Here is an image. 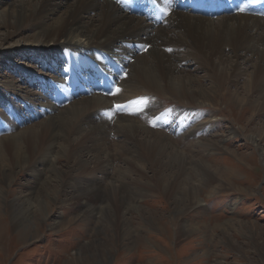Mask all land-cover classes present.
<instances>
[{"label": "bare ground", "instance_id": "bare-ground-1", "mask_svg": "<svg viewBox=\"0 0 264 264\" xmlns=\"http://www.w3.org/2000/svg\"><path fill=\"white\" fill-rule=\"evenodd\" d=\"M14 3L15 0H0V23L14 28L6 32L2 27L1 34L9 38L24 25L39 29L38 40L33 43L41 53L35 52L49 57L54 67L55 62L65 60L68 69L50 82L38 79V72L29 71L28 80L42 83L39 86L42 97L16 96L24 104L23 109L15 106L8 109L11 114L4 113L0 131L8 133L0 136V174L4 175L8 165L29 171V175H39L34 181L40 187L58 179L61 184L57 192H68L65 203L80 210L75 214L76 221L80 223L94 214L93 229L98 230L112 197L120 207L126 204L125 197L119 193L125 186L113 178L109 168L115 157L121 158L131 173H141L137 161L163 167V161H169L166 155L172 152L174 161L169 162L168 168L177 171L171 188L179 198L176 210L180 212L188 205L201 210L196 186L189 184L182 189L178 186V178L191 170L193 161L172 145L167 135L158 130L155 132L159 134L150 135L145 130L141 143H135L132 151L120 148V154L113 153L106 141L114 131L123 138L134 134L137 127L132 115L152 114L159 107L154 100L158 97H172L180 104L173 109L182 113L157 117V121H167L174 133L183 132L184 137H193L206 128L211 121L208 117L184 130L194 119L191 111L203 109L204 100L210 108L217 105L220 93L224 107L215 109L213 116L220 112L230 115L234 109L239 115L255 110L250 101L259 104L264 101V11L247 13L243 0H19ZM18 46L14 44L15 49ZM191 61L204 71L205 77L197 78L186 70L185 65ZM249 67L254 73L244 84L247 90L241 96L229 87ZM121 74L125 75L122 81ZM102 79L120 91L105 92L97 82ZM0 86L6 91L13 88L8 82ZM257 96L260 101L250 100ZM144 99H149V103ZM259 140L262 139L253 141L257 147ZM59 158L70 164L63 172L57 165ZM40 166L49 172H41ZM200 167L203 174L209 173L207 168ZM36 189L29 186L12 200L14 208L10 215L14 214L15 220L18 212L27 221L36 211L48 219V206L55 205V194L46 189L45 197L34 203L35 210L31 200L35 199ZM5 192V188H0V193ZM138 199L136 195L130 203L135 205ZM19 205L27 207L19 209ZM3 218L0 217V223L5 225ZM57 220L54 218V225ZM128 251L133 249L124 250Z\"/></svg>", "mask_w": 264, "mask_h": 264}, {"label": "rangeland", "instance_id": "rangeland-1", "mask_svg": "<svg viewBox=\"0 0 264 264\" xmlns=\"http://www.w3.org/2000/svg\"><path fill=\"white\" fill-rule=\"evenodd\" d=\"M18 2L15 0L14 4ZM63 11L64 8L57 14ZM2 27L6 32L14 29L0 23V85L8 82L13 88L9 92L0 86V122L4 113L11 114L8 109L15 106L23 109L24 104L16 96H41L39 86L42 83L28 80L30 70L40 74L38 79L50 82L57 79L66 65L61 59L55 62L54 67L49 57L35 52H40L33 43L38 40L39 29L24 25L17 34L5 38L1 34ZM14 44H19L20 49H15ZM185 67L197 78L205 77L204 71L194 61ZM253 73V68L249 67L243 75L235 77L230 90L244 96L247 90L244 84ZM205 85L208 86L207 81ZM46 90L49 93L50 88ZM219 96L217 105L210 108L204 100L203 109L191 111L196 116L185 131L198 125L204 117L211 120L206 128L191 138L181 136L183 132L174 133L171 125L160 128L152 120L150 116L155 117V111L180 106L172 97H158L154 100L159 107L152 114L132 115L137 127L134 134L123 138L114 131L106 141V146L113 153L120 154V148L132 151L135 143H141L145 130L150 135L159 134L155 132L157 130L167 135L170 143L193 161L191 170L178 178V186L181 189L189 184L196 186L201 210L188 205L177 212L175 203L179 198L171 189L177 171L168 168L169 162L174 161L172 152L166 155L169 161H163V167L137 161L142 168L141 173H131L125 162L115 157L109 168L113 178L125 186L119 193L125 197L126 204L120 207L112 197L98 230L93 229L94 214L84 217L80 223L76 221L75 214L80 210L65 203L68 192H57L61 184L58 179L40 187V183L34 181L39 175H29V171L6 165L4 175L0 174V188L6 189L5 194L0 193V217L5 218V225L0 223V264H264V153L261 152L264 149V101L260 104L250 101L254 103L255 110L244 115H239L234 109L230 115L220 112L213 116L215 109L224 107L222 93ZM250 100L260 101L258 96ZM162 123L158 121V124ZM229 130L233 133L229 134ZM7 133L1 130L0 136ZM255 138L262 139L258 147L253 142ZM57 165L63 172L70 164L65 158H59ZM200 165L209 173L203 174ZM40 169L43 173L49 172L48 168L40 166ZM96 177L102 180L100 175ZM210 178L212 180L208 182ZM6 182H10L8 187ZM29 186L37 187L35 199L31 200L35 210L34 203L45 197L46 189L51 195L55 194V205L48 206V219L38 211L27 221L19 216L18 211L16 220L14 214L10 215L11 208H14L12 200L23 190L27 191ZM136 195L139 196L138 203L133 205L130 202ZM24 207L27 206L19 205L17 208ZM54 218H58L55 225Z\"/></svg>", "mask_w": 264, "mask_h": 264}, {"label": "snow or ice", "instance_id": "snow-or-ice-1", "mask_svg": "<svg viewBox=\"0 0 264 264\" xmlns=\"http://www.w3.org/2000/svg\"><path fill=\"white\" fill-rule=\"evenodd\" d=\"M169 51H170V49H169ZM116 92H119L120 91V89L119 88H116V90H115ZM113 94H115V93H113ZM154 126V125H153Z\"/></svg>", "mask_w": 264, "mask_h": 264}]
</instances>
